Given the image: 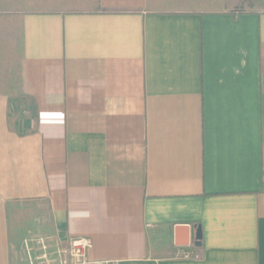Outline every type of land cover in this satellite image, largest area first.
Wrapping results in <instances>:
<instances>
[{
    "label": "crops",
    "instance_id": "1",
    "mask_svg": "<svg viewBox=\"0 0 264 264\" xmlns=\"http://www.w3.org/2000/svg\"><path fill=\"white\" fill-rule=\"evenodd\" d=\"M34 224L118 264H264V0H0V264Z\"/></svg>",
    "mask_w": 264,
    "mask_h": 264
},
{
    "label": "rangeland",
    "instance_id": "2",
    "mask_svg": "<svg viewBox=\"0 0 264 264\" xmlns=\"http://www.w3.org/2000/svg\"><path fill=\"white\" fill-rule=\"evenodd\" d=\"M30 228L32 231L23 237L19 264H61L59 246H55L53 238L38 232L35 224Z\"/></svg>",
    "mask_w": 264,
    "mask_h": 264
},
{
    "label": "built area",
    "instance_id": "3",
    "mask_svg": "<svg viewBox=\"0 0 264 264\" xmlns=\"http://www.w3.org/2000/svg\"><path fill=\"white\" fill-rule=\"evenodd\" d=\"M93 245L89 236H74L68 243L59 247L61 264H118L115 259H92L88 251ZM188 256V254H185Z\"/></svg>",
    "mask_w": 264,
    "mask_h": 264
},
{
    "label": "water",
    "instance_id": "4",
    "mask_svg": "<svg viewBox=\"0 0 264 264\" xmlns=\"http://www.w3.org/2000/svg\"><path fill=\"white\" fill-rule=\"evenodd\" d=\"M202 239V230L200 226L194 227L187 224L176 227L175 242L177 245L185 246L194 243L200 245Z\"/></svg>",
    "mask_w": 264,
    "mask_h": 264
}]
</instances>
